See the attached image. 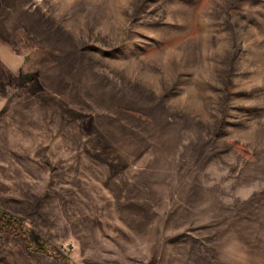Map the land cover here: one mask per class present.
<instances>
[{"label":"rangeland","instance_id":"374dc122","mask_svg":"<svg viewBox=\"0 0 264 264\" xmlns=\"http://www.w3.org/2000/svg\"><path fill=\"white\" fill-rule=\"evenodd\" d=\"M0 264H264V0H0Z\"/></svg>","mask_w":264,"mask_h":264},{"label":"trees","instance_id":"16d2710c","mask_svg":"<svg viewBox=\"0 0 264 264\" xmlns=\"http://www.w3.org/2000/svg\"><path fill=\"white\" fill-rule=\"evenodd\" d=\"M13 223L14 222L11 220L8 214L6 213L3 214L0 217V230L6 229V231L13 232L14 231Z\"/></svg>","mask_w":264,"mask_h":264}]
</instances>
